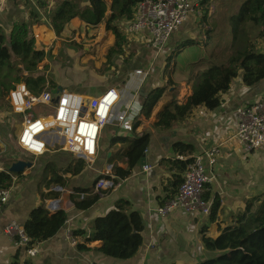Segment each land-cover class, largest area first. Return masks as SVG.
Instances as JSON below:
<instances>
[{
	"label": "crops",
	"instance_id": "obj_1",
	"mask_svg": "<svg viewBox=\"0 0 264 264\" xmlns=\"http://www.w3.org/2000/svg\"><path fill=\"white\" fill-rule=\"evenodd\" d=\"M52 1L0 0V29L7 36L14 25L29 24L33 37L37 36L41 42L51 43L59 37L75 32L76 29L97 27L86 26L76 18L71 20L57 37L37 6ZM188 1L193 6L192 11L170 37L166 48L157 58L149 48L145 35L133 36L130 46L135 51L134 71L149 72L143 83L135 74H129L124 87L119 90L121 97L119 109L113 111L109 123L100 135L101 141L98 142L97 156L93 164L89 168L84 166L81 171H77L82 160L62 150L53 152L50 153L49 162L55 163L56 175L62 184L61 191L55 190L59 187L57 183L49 182L51 175H46L47 168L44 166L35 169L34 164L11 185L9 200L0 210V264H196L216 256L215 252L204 248L201 231L205 232V237L216 239L220 230L231 226L234 219L244 211L248 200L264 195V147L246 153L240 142L234 138L237 130L235 109L240 105L249 106L257 101H264V80L255 86L245 87L238 76L232 81L230 90L221 96V105L216 110L208 111L203 107H197L186 120L174 124L171 129L157 130L154 128L156 116L163 107L173 99L177 104H182L190 95L188 82L171 76V80L178 86L166 89L148 119L138 117L147 93L156 87L166 86L168 75L167 72L164 73L167 69L165 61L174 45L187 39L202 38L205 26L200 25L198 6L201 0ZM215 1L208 10L210 21L224 13V8L219 4L220 0ZM105 2L108 6L111 4V0ZM108 14L109 11L106 15ZM129 22L118 23L119 27L122 26L124 36ZM98 27L105 31L104 22ZM45 36H50L51 39ZM34 44L37 48L38 44ZM259 45L260 51L264 53V41ZM193 50L196 49L187 48L183 53ZM99 94L98 91L84 93L93 97ZM125 112L129 113L127 119L121 124L118 123L117 117ZM135 117L138 118L134 119ZM135 124L137 135H148V146L143 158L145 165L150 166L151 170L144 173L139 162L127 178L123 180L114 178L120 184L115 191L98 197L97 202L88 210H76L73 201L92 196L95 182L107 173L109 167L111 175L115 167L126 168L123 162H110V159L118 151L127 148L129 142L114 146L110 143L114 137L129 140ZM176 142L192 146L193 156L212 148L217 151L216 164L210 170L212 181L204 193L210 204L213 199L219 202L214 222H210L208 216L190 215L180 210H174L163 218L155 213L158 206L169 200L167 188L172 172L161 162L176 159L177 156L172 151V145ZM109 153L110 156L107 157ZM120 200L129 203V211L138 213L143 224L142 245L137 254L128 261L106 258L95 251L101 245L99 241L86 244L83 240L91 233L92 222L112 210L115 203ZM55 201L59 202V207L50 209L49 206ZM41 205L48 212V216L63 211L67 218L62 229L54 237L35 246L37 253L34 257H27L22 249L15 247L11 238L4 235L3 228L10 222L23 226L30 212ZM66 229L72 234L83 231L84 237H75L77 244L72 246L64 238ZM78 245H84L87 250L78 251Z\"/></svg>",
	"mask_w": 264,
	"mask_h": 264
},
{
	"label": "trees",
	"instance_id": "obj_2",
	"mask_svg": "<svg viewBox=\"0 0 264 264\" xmlns=\"http://www.w3.org/2000/svg\"><path fill=\"white\" fill-rule=\"evenodd\" d=\"M141 1L111 0L108 6L105 0H85L83 4L82 0H60L46 18L56 36H60L70 21L76 18L89 27L104 22L105 31L114 37V45L108 52L109 59L112 54L123 50L125 36L118 23L131 21L135 7ZM215 2L200 1V25L205 26L201 40L187 39L174 45L165 61L167 69L164 73L168 75L166 86L150 90L142 101L138 117L148 119L166 89L178 86L171 80V76H177L190 85V95L184 103L177 104L173 99L157 114L154 124L157 130L171 129L174 124L186 120L197 107L216 110L221 105V96L230 90L232 81L238 76L245 87L255 86L264 80V53L260 51L259 45L264 41V0H220L224 13L210 21L208 10ZM30 26L16 24L7 36L0 29V101L7 98L13 86L21 83L33 95L40 94L46 86L56 91L57 86L47 81L38 69L44 62L45 54L35 47ZM187 48H195L197 52L183 53ZM44 66L42 69L45 70ZM136 127L137 124L132 127L129 140L122 137L111 139V146L129 142L127 148L118 151L110 159V162H123L126 166L125 169L113 168L114 178H127L147 149L148 135H137ZM172 151L184 160L174 158L161 162L172 172L167 188L169 200L175 196L194 152L192 146L180 142L172 145ZM79 165L77 171L85 166L83 162ZM45 167L46 175H51L49 182L57 183L61 188L55 165L49 162ZM14 177L20 178V175L0 172V190L9 189ZM97 200L96 195L74 200V208L78 211L88 210ZM218 208V200L213 199L208 215L210 222L215 221ZM66 218L63 211L48 216L42 205L33 209L23 225L29 240L27 247L54 237L64 226ZM142 232L143 224L139 214L130 212L129 203L120 200L112 210L92 222L91 233L87 237H84L83 231L73 232V236L84 237L86 244L99 241L101 245L95 251L106 258L128 261L142 245ZM204 233L202 230L204 248L215 252L216 256L196 264H264V195L248 200L244 211L234 219L231 226L220 230L216 239L207 238ZM77 249L87 250L84 245H78Z\"/></svg>",
	"mask_w": 264,
	"mask_h": 264
},
{
	"label": "built area",
	"instance_id": "obj_3",
	"mask_svg": "<svg viewBox=\"0 0 264 264\" xmlns=\"http://www.w3.org/2000/svg\"><path fill=\"white\" fill-rule=\"evenodd\" d=\"M192 7L188 0H143L135 7L134 16L125 30L126 35L129 37L145 35L148 38L149 48L157 58L166 48L170 37L187 20ZM33 39L36 44L41 42L37 36ZM148 72L136 70L134 74L143 83ZM54 99H57L56 105L52 103ZM7 101L12 113L21 120L16 143L21 152L37 158L49 150L60 149L82 160L89 168L97 156L102 130L109 123L121 97L119 91L114 88H107L93 97L63 89L56 94L48 86L40 94L33 95L25 84L21 83L13 86L8 93ZM128 114L125 112L119 115L117 122L123 123ZM235 117L237 130L234 138L240 142L243 150L252 153L262 149L264 101H257L249 106H238L235 109ZM216 152V149L212 148L192 157V162L183 173L182 182L175 196L155 209L159 217L163 218L174 210L190 215H209L211 204L205 201L203 196L206 187L212 181L210 170L216 164ZM176 159L184 160L179 156ZM110 168L95 182L93 195L102 197L119 187L120 184L114 180ZM150 170L151 167L148 165L142 167L144 173ZM5 171L7 170L0 168V172ZM17 180L16 177L12 178V184ZM55 190L62 189L56 187ZM9 196L10 188L0 190V210L7 204ZM3 233L11 238L15 247L22 249L27 257L36 255L35 246L27 247L29 240L23 226L10 222L4 226ZM64 238L72 246L77 244V238L69 229L65 230Z\"/></svg>",
	"mask_w": 264,
	"mask_h": 264
},
{
	"label": "rangeland",
	"instance_id": "obj_4",
	"mask_svg": "<svg viewBox=\"0 0 264 264\" xmlns=\"http://www.w3.org/2000/svg\"><path fill=\"white\" fill-rule=\"evenodd\" d=\"M83 1L81 4L84 3ZM58 2L53 0L49 4L40 3L37 6L42 11V16L46 18ZM120 28L122 31V26ZM46 38L51 39L50 36ZM124 39L123 50L112 54L108 59V52L114 45V37L110 33L98 26L76 29L75 32L57 38L55 42L42 41L36 44L38 50L45 51L44 62L38 69L47 81L53 82L57 87L60 86L68 92L86 94L98 91L102 93L107 87L122 90L129 74L133 75L136 68L135 51L130 46L133 36L125 35ZM193 51L197 52V50ZM43 65L46 66L45 70L42 69ZM119 106H116L115 110H118ZM20 125L21 120L12 113L7 98L0 101V168L7 170L12 163L22 160L33 163L35 169H41L51 159L50 153L61 150H49L37 158L24 154L16 144ZM100 141L101 138L99 143Z\"/></svg>",
	"mask_w": 264,
	"mask_h": 264
},
{
	"label": "water",
	"instance_id": "obj_5",
	"mask_svg": "<svg viewBox=\"0 0 264 264\" xmlns=\"http://www.w3.org/2000/svg\"><path fill=\"white\" fill-rule=\"evenodd\" d=\"M61 91H62V88H61L60 86H58V87L56 88L55 93L58 94V93H60ZM169 92H170V90H169ZM52 103H53L54 105H56V104H57V99H54V100L52 101ZM87 103H88V101H87ZM109 156H110V153L107 154V157H109ZM140 164H141L142 166L145 165V160H144V158L141 159ZM32 167H33V163L28 162V161H22V160H19V161H16V162L12 163V164L7 168V173H8V174H13V175H21L24 171L29 170V169H31ZM68 198H69V197H68ZM58 207H59V202H58V201H55V202L52 203V205H50V209H56V208H58Z\"/></svg>",
	"mask_w": 264,
	"mask_h": 264
}]
</instances>
